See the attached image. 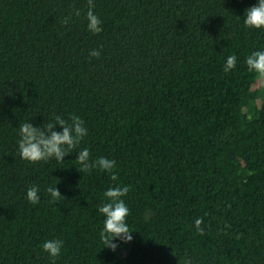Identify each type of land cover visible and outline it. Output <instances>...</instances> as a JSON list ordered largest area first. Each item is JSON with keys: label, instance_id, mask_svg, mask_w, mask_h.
Segmentation results:
<instances>
[{"label": "trees", "instance_id": "trees-1", "mask_svg": "<svg viewBox=\"0 0 264 264\" xmlns=\"http://www.w3.org/2000/svg\"><path fill=\"white\" fill-rule=\"evenodd\" d=\"M92 3L96 33L88 0H0V264H264V78L244 63L264 48L243 23L256 0ZM74 114L88 134L61 162L20 157V124ZM83 147L116 179L81 169ZM117 185L133 240L112 251L98 207Z\"/></svg>", "mask_w": 264, "mask_h": 264}, {"label": "clouds", "instance_id": "clouds-1", "mask_svg": "<svg viewBox=\"0 0 264 264\" xmlns=\"http://www.w3.org/2000/svg\"><path fill=\"white\" fill-rule=\"evenodd\" d=\"M89 7L85 13L87 20V28L93 33L101 30V20L93 11L92 0H88ZM76 15L80 14L77 9ZM67 22V20H65ZM243 23L253 29L264 30V0H256V3L245 9ZM90 56L99 57V49H92ZM247 68L255 72L259 77L264 78V48H258L251 51L244 60ZM237 56L235 54L228 55L223 65L225 73L236 68ZM55 123L49 122L43 127L33 125L29 121H25L19 126L18 150L21 158L30 162L47 161L54 158L57 161H62V158L71 153L70 150L76 148L80 141L87 136L88 129L85 127L84 121L78 115H72L70 121H66L59 115L54 116ZM55 125L60 126V130H56ZM81 169L87 171L91 169H99L111 174L113 180L116 179V173L113 169L116 166L114 159L99 156L95 160L90 158V151L87 147L80 148L76 152V158ZM39 186L36 184L30 185L25 192L26 200L35 205L40 200ZM50 194L53 202H56L61 197L56 184L49 186L46 189ZM128 192L126 185H117L108 187L104 191L106 202L98 207V212L103 216V227L100 230L99 236L104 246L115 251L121 244L131 242L133 240V231L130 230L127 223L129 208L123 197ZM195 226L197 232H203L201 218H196ZM63 245V240L59 238H50L42 242V249L50 256L56 257L60 254ZM187 264V262H186Z\"/></svg>", "mask_w": 264, "mask_h": 264}]
</instances>
